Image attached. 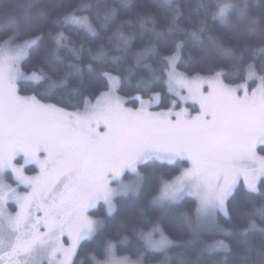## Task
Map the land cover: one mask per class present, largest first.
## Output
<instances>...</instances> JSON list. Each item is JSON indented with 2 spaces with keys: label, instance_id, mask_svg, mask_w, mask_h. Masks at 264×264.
I'll return each mask as SVG.
<instances>
[{
  "label": "snow or ice",
  "instance_id": "1",
  "mask_svg": "<svg viewBox=\"0 0 264 264\" xmlns=\"http://www.w3.org/2000/svg\"><path fill=\"white\" fill-rule=\"evenodd\" d=\"M166 4L171 19L163 31L153 16L141 18L140 38L145 34L149 38L136 51L134 63L126 67L122 66L136 36L120 30L131 21L116 25L114 7L106 8L103 15L96 12L95 20L100 31L116 25L108 40L118 41L114 51L119 55L109 56L101 46L91 57L96 68L80 62L84 45L76 46L66 35V31L82 30L99 36L92 20L83 14L93 9L92 4H80L53 19L52 27L59 30L47 34H37L31 22L23 27L15 19L0 24L4 34L0 41V264H75L81 242L104 232V220L93 218L89 211L102 203L111 214L118 197L139 194L152 182L158 194L150 203L159 207L161 217L171 206L189 203L186 198L194 202L190 211L170 219L178 234L187 229L193 239L202 234L236 235L245 249L241 257L245 262L255 248L250 237L257 232L264 237V227L257 224V219L264 224V155L257 151L259 147L264 152V59L257 63L264 56V5L259 0H200L197 10L202 19L189 31L177 24L181 9L176 0ZM40 15L44 17L43 12ZM209 20L230 28L233 37L255 39L243 48H233L214 34ZM179 33H186V38ZM205 38L212 49L205 51L202 61L216 62L214 49L229 64L227 73L222 66L210 69L211 76L180 71L187 44L203 43ZM46 41L51 42L55 60L62 59L63 49L77 62L69 61L63 69L48 59L29 64ZM157 43L166 48L171 44V54L161 52ZM137 69L143 74L138 75ZM86 72L98 73L107 89L94 97L95 103L81 92ZM226 75L242 76L246 83H225ZM72 77L80 82V87L70 89L72 98H80L76 104L68 96ZM247 81L255 84L251 91ZM23 83H30L36 94L21 95L29 90L21 88ZM125 85L138 93L131 97L138 107H127L126 98L118 95ZM161 86L174 98L161 110L150 111L153 105L163 104L161 92L155 90ZM51 100L56 102H46ZM189 102L191 109L181 106ZM101 126L104 131L99 130ZM150 161L157 167L150 174L141 172L140 167ZM185 162L188 167H182ZM28 165L35 175L26 174ZM166 166L174 167L159 170ZM126 173L133 178L125 180ZM241 178L244 201L233 204L230 213ZM10 203L16 211H9ZM221 213L232 228L221 225ZM142 216L133 234L143 242L144 252H167L173 245L193 242L171 239L158 218ZM237 221L246 226L237 229ZM128 240L126 235L118 240L105 237L91 256L92 264H142V259L118 255V247ZM205 250L228 252L231 248L224 240H216ZM257 254L264 264V239ZM167 260L165 256L162 264Z\"/></svg>",
  "mask_w": 264,
  "mask_h": 264
},
{
  "label": "trees",
  "instance_id": "2",
  "mask_svg": "<svg viewBox=\"0 0 264 264\" xmlns=\"http://www.w3.org/2000/svg\"><path fill=\"white\" fill-rule=\"evenodd\" d=\"M200 0H176L181 9V14L177 19V24L181 28L188 29L189 31L195 30L202 19V13H199L197 6ZM261 5H264V0H259ZM80 4H92L94 5L91 11H86L83 14L87 15L99 32V36H92L86 34L84 31H66V35H69L76 46L84 45L80 52L81 63L88 64L92 63L93 68L97 67L94 60L91 57L97 54V50L104 48L109 56L119 55L114 51L118 41L113 40L109 42L108 37L112 35L113 30L116 25H119L121 21H131V25H123L121 31L125 35H134V39L131 49L127 54L126 63L122 67L134 63V56L136 51L144 47L148 41V35H143L140 38V34L143 32L141 28V18L144 16L151 15L155 18L156 27L163 31L168 26V21L171 19L168 14V6L166 0H0V24L5 23L9 19H15L17 23L23 27L26 23L31 22L33 30L39 34L43 32L47 34L49 31H58L59 29H54L52 27L51 21L63 13L70 11L71 9L77 7ZM175 6V5H174ZM114 7L118 13V20L116 25H112L109 31H100L99 26L95 20V13L99 12L103 15L106 8ZM41 12H43L44 17H41ZM254 14H258L255 13ZM149 27L152 25L149 24ZM208 26L213 29L215 35L219 36L226 45H230L233 48L240 49L249 44L250 39L254 41L255 38H248L246 36L236 35L233 37L230 35V28L222 26L218 21L213 22L208 21ZM181 39H185L186 33H179ZM4 39V34H0V41ZM170 39V37H169ZM251 46H255L253 42ZM52 45L50 41H46L45 44L41 46L38 53H34L33 60L29 61V64L40 63L44 59L54 61L57 68L63 69L69 61L75 63V59L72 54L66 50H61L59 55L61 60H55L52 56L50 49ZM160 51L164 54H171L170 48L164 47L162 44L157 43ZM212 49V45L207 39L204 42L200 41H190L182 52L183 60L185 61V66H179V70L193 74L196 72L202 74H212L210 71L212 68L224 67L226 73L229 69V64L221 59H219V53L213 49V54L217 57L216 62L205 63L202 61V56L206 50ZM260 59H264V56L259 57L257 63ZM43 66V65H42ZM155 66V65H154ZM111 67V65H108ZM27 70V69H25ZM46 70L47 67H46ZM117 74V73H114ZM137 74H143V70L137 69ZM89 75L92 76L89 79ZM99 74H88L85 73L84 85L81 87V92L83 95L88 96L92 101L95 100L94 97L99 95L101 91L107 90L104 84L99 80ZM226 82L229 83H239L245 81L243 77H232L226 75L223 77ZM250 87H254L251 81H248ZM42 88V85L39 86ZM73 87H80L79 79L72 77L69 79V100L71 103L76 104L80 102V98H72L70 89ZM22 89H29L21 91V95H33L36 94V90H31L32 85L30 83L21 84ZM156 91L161 92L163 104L157 106L161 109L164 104L174 97L167 93L166 88L163 86L157 87ZM118 93L125 97L127 100V105L131 107H137L139 102H133L131 97L137 95L130 86L125 85L122 90H118ZM62 93H57L60 95ZM143 98H149L147 95H143ZM55 103V100L46 101ZM64 107V104L59 105ZM170 106V105H169ZM82 107V105H81ZM198 109V106H196ZM68 110H76L69 107ZM261 152V151H260ZM264 153V152H261ZM188 163L185 162L182 167L187 166ZM32 165L26 166V174H35L34 171H28V168H32ZM157 167L151 161L140 167V171L145 174H150L152 169ZM174 166H166L160 168V171H168L169 168ZM129 174H125L126 178H129ZM238 190L234 193L231 198V203L229 205V211L232 212L233 204H239L244 201V181L241 180L238 184ZM154 182L151 183L150 188L142 190L139 194L129 193L126 196L118 197L114 202L116 204V210L108 214L106 206L102 203L97 205L96 209L89 211V215L93 218H102L105 222V228L103 234H98L89 240L81 242V247L78 249V255L74 257L75 264H92V254L97 251L98 245H100L104 238L118 240L123 236H128L129 240L118 247V255L128 256L131 260L136 261L142 259V264H162L165 256L168 257L166 264H260V257L257 251L260 247V242L264 237L257 232L254 236L250 237L255 244V248L248 253L247 261L241 259L245 249L240 243L239 237L236 235H223V234H202L200 237L193 239L190 230L185 229L183 234H178L176 230L171 226L170 219L180 211H190L194 206V202H191V198H186L189 203H184L180 205H173L168 209V214L161 217L159 207L150 203L152 196L157 195ZM259 203V200H256ZM13 205H11V208ZM142 213H146L149 218H158L160 220L161 226L164 228L165 232L173 240H192L193 242L187 246H171L167 252H144L143 242L139 241L133 234V229L140 224L143 219ZM219 222L225 228H232L233 224L230 223L223 213L219 214ZM257 224L264 227L260 220L257 219ZM246 224L243 221H237L235 227L237 229L245 227ZM216 240H224L230 245L231 251L225 252L221 250L206 251L205 246L214 243ZM69 241L65 239V244L67 245ZM139 249V251H137ZM143 253V255H141Z\"/></svg>",
  "mask_w": 264,
  "mask_h": 264
},
{
  "label": "rangeland",
  "instance_id": "3",
  "mask_svg": "<svg viewBox=\"0 0 264 264\" xmlns=\"http://www.w3.org/2000/svg\"><path fill=\"white\" fill-rule=\"evenodd\" d=\"M181 71V70H180ZM186 74H188V73H186ZM193 74H195V73H193ZM193 74H188V75H193ZM200 75H202V76H211V75H213V73L212 74H202V73H199ZM225 83H228V84H231V85H233V86H235L236 84H243V83H246V81H242V82H239V83H229V82H226L225 81ZM247 84H248V81H247ZM248 86H249V84H248ZM207 86H205V88H206ZM255 87V86H254ZM251 88L252 87H250L249 86V91H251ZM106 91V90H105ZM240 95H242L243 93L242 92H240L239 93ZM118 95H120L119 93H118ZM121 96V95H120ZM144 100H148L149 98H143ZM92 103H95V100H93L92 101ZM126 106L127 107H131V106H129V105H127V103H126ZM138 106H139V104H138ZM137 106V107H138ZM181 106L182 107H189L190 109L192 108V104H191V102H189L188 104H181ZM198 106V105H197ZM150 111H159V110H161L160 108H158L157 107V105H153L150 109H149ZM178 110V109H177ZM69 111H74V110H69ZM100 131H104V128L101 126V128L99 129ZM257 151H258V153L260 154V155H264V153H261L260 152V149H259V147H258V149H257ZM189 165H187V166H185V167H188ZM28 175H35V174H28ZM130 176H129V178H126L125 177V180H129V179H132L133 177L131 176V174H129ZM241 180H243V178H241ZM240 180V181H241ZM239 181V182H240ZM13 186H15V185H13ZM113 186H115V185H113ZM11 205H13V204H9V206L8 207H11ZM14 206V205H13Z\"/></svg>",
  "mask_w": 264,
  "mask_h": 264
},
{
  "label": "flooded vegetation",
  "instance_id": "4",
  "mask_svg": "<svg viewBox=\"0 0 264 264\" xmlns=\"http://www.w3.org/2000/svg\"><path fill=\"white\" fill-rule=\"evenodd\" d=\"M10 183H11V181H9ZM21 191H23L24 189L21 187V189H20ZM9 208V211H16V208H15V206H13L12 208L11 207H8Z\"/></svg>",
  "mask_w": 264,
  "mask_h": 264
}]
</instances>
